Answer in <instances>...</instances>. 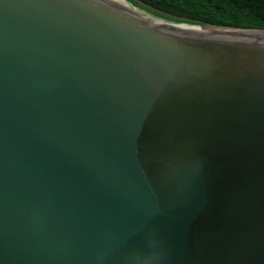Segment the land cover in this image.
<instances>
[{
	"label": "water",
	"instance_id": "95a60500",
	"mask_svg": "<svg viewBox=\"0 0 264 264\" xmlns=\"http://www.w3.org/2000/svg\"><path fill=\"white\" fill-rule=\"evenodd\" d=\"M0 264H264V28L0 0Z\"/></svg>",
	"mask_w": 264,
	"mask_h": 264
},
{
	"label": "trees",
	"instance_id": "16d2710c",
	"mask_svg": "<svg viewBox=\"0 0 264 264\" xmlns=\"http://www.w3.org/2000/svg\"><path fill=\"white\" fill-rule=\"evenodd\" d=\"M174 5L264 28V0H164Z\"/></svg>",
	"mask_w": 264,
	"mask_h": 264
}]
</instances>
